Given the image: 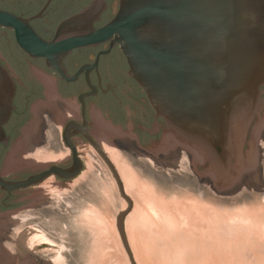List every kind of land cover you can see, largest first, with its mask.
Wrapping results in <instances>:
<instances>
[{
    "label": "water",
    "instance_id": "95a60500",
    "mask_svg": "<svg viewBox=\"0 0 264 264\" xmlns=\"http://www.w3.org/2000/svg\"><path fill=\"white\" fill-rule=\"evenodd\" d=\"M102 7L97 1L63 21L51 41L28 19L4 9L0 26L14 28L26 52L45 57L62 73L60 58L73 48L118 43L130 75L146 90L169 132L201 155L220 183L234 180L239 169H246L249 152L254 159L252 135L264 112V0H120L116 15L96 28ZM15 92L13 74L0 60V142L7 139L4 124ZM110 166L131 202L118 225L133 260L124 231L133 202L111 161ZM51 173L72 174L52 166L19 181L0 177V185L18 189Z\"/></svg>",
    "mask_w": 264,
    "mask_h": 264
},
{
    "label": "flooded vegetation",
    "instance_id": "af4514ba",
    "mask_svg": "<svg viewBox=\"0 0 264 264\" xmlns=\"http://www.w3.org/2000/svg\"><path fill=\"white\" fill-rule=\"evenodd\" d=\"M97 1L0 0V9L28 19L38 35L51 41L63 21ZM101 3L96 28L116 15L120 0ZM0 60L16 84L14 109L4 124L7 139L0 142V177L19 181L52 166L72 173H51L35 184L13 190L0 185V222L24 206L21 211L27 227L37 225L59 232L64 226L74 230L78 205L85 202L82 190L91 196L94 183L104 179L102 174L88 173L93 166L96 170L99 167L100 173L103 167L110 169L122 193L110 166L111 161L117 170L107 150V140L113 146L109 132H126L137 147L155 148L169 133L167 121L157 114L146 90L130 75L123 49L112 40L73 48L60 58L62 73L45 57L26 52L14 28L0 26ZM78 188L82 190L78 192ZM51 190H57L59 197L42 199V205H28L32 195L41 198ZM51 246L44 240L27 242L23 251L18 243L16 249L7 252L0 238V264H11L12 259L16 264L49 263L53 256L45 252L53 250Z\"/></svg>",
    "mask_w": 264,
    "mask_h": 264
},
{
    "label": "rangeland",
    "instance_id": "374dc122",
    "mask_svg": "<svg viewBox=\"0 0 264 264\" xmlns=\"http://www.w3.org/2000/svg\"><path fill=\"white\" fill-rule=\"evenodd\" d=\"M167 135L155 148L143 149L128 133L109 132L126 174L135 177L126 182L119 174L124 192L133 202L124 217V231L135 264H264V112L252 135L254 159L244 162L246 171L239 169L228 184L220 183L205 161L197 162L192 148L170 141ZM92 169L88 173L102 174L104 179L94 183L91 196L85 189H77L83 191L85 202L78 205L74 230L64 226L59 232L37 225L28 228L21 211L24 206H20L0 222L6 251L16 249L18 243L24 251V243L44 240L54 245L53 250L45 252L53 260L45 264H134L118 225L119 215L130 208L131 202L119 190L110 169L103 167L102 173L99 167ZM52 191L41 198L32 195L28 205L58 198L57 190ZM146 198L158 199L159 216H154L136 240L132 230L137 222L130 228L126 219L138 204L143 210L150 207ZM163 213L167 221L162 219ZM142 215L139 211L136 217ZM177 250L180 254L176 255ZM11 264H16L13 259Z\"/></svg>",
    "mask_w": 264,
    "mask_h": 264
},
{
    "label": "bare ground",
    "instance_id": "6f19581e",
    "mask_svg": "<svg viewBox=\"0 0 264 264\" xmlns=\"http://www.w3.org/2000/svg\"><path fill=\"white\" fill-rule=\"evenodd\" d=\"M168 134V139H170V141H172V140H174V141H178V144L179 143H183L184 145H186L187 147H190L185 141H183V140H181L180 138H178L175 134H173L172 132H169V133H167ZM107 142H108V144H109V146H107L108 147V154L110 155V157L113 159V162H114V164H116L115 166H117V170H118V172H119V174H121L122 175V177L125 179V181L127 182L128 181V178H129V180H131V179H135V177H131L130 175H132V173L130 174V175H127L128 173L125 171V166L118 160V157L116 156V153H115V150H114V148L112 147V145H110V143H109V141L107 140ZM105 143V142H104ZM168 143V142H167ZM176 144H177V142H175ZM183 145V146H184ZM190 148H192V147H190ZM193 149V148H192ZM190 151H192V150H190ZM193 151H194V153H195V155H196V157H195V159H196V161L197 162H202V161H205L202 157H201V155H199L194 149H193ZM251 154H250V152H249V154H248V157H247V159L245 160V163L246 162H248V160H250V158H251V156H250ZM245 163H243V165H242V167H244L245 166ZM210 170H211V172H213L212 171V169L211 168H209ZM127 173V174H126ZM214 173V172H213ZM133 182V181H132ZM131 182V183H132ZM136 182V181H135ZM134 182V186L136 185V183ZM136 187V186H135ZM127 188V187H126ZM139 188H141V187H139ZM128 190H129V186H128V188H127ZM136 191L138 190V189H135ZM130 191V190H129ZM132 191V190H131ZM139 191V190H138ZM132 192H134V191H132ZM142 194H144V191H143V193ZM152 198V197H151ZM141 199V198H140ZM158 199L157 200H155V199H153V200H151V199H147L146 198V205L148 206H150V207H146L147 209H144L143 210V207H141L139 204L137 205V208L128 216V218L126 219L127 220V224H128V226L131 228L134 224V222H137L136 223V225L133 227L134 229L132 230V231H135V232H133V233H136V240H137V238H138V236L139 235H141L140 233H142V229H144L145 227H147L148 226V224L153 220V218H154V216L155 215H157V216H159V211H158ZM141 203H142V201H141ZM141 207V208H140ZM163 208V207H162ZM178 209V208H177ZM164 210V209H163ZM142 212V216H140V217H136L137 216V212ZM165 211V210H164ZM163 211V212H164ZM166 211H167V209H166ZM165 211V212H166ZM172 211V210H171ZM171 211H170V213H171ZM160 212H162V211H160ZM182 212V214H183V216H184V213H183V210L181 211ZM180 213V212H179ZM141 214V213H140ZM189 214V213H188ZM187 214V215H188ZM162 215V214H161ZM161 215H160V217H158L159 219L161 218ZM92 216H93V214H92ZM165 216H167V214H165ZM98 217H99V215H98ZM100 217H101V215H100ZM94 219L95 218V216L94 217H91V219ZM165 218V219H164ZM173 218H174V215H173ZM172 218V219H173ZM184 218H187L186 217V215H185V217ZM162 219H164V220H168L166 217H164V213H163V217H162ZM175 219V218H174ZM181 219H182V217H181ZM161 220V219H160ZM176 220V219H175ZM154 221V220H153ZM162 221V220H161ZM171 221H173V220H171ZM171 221H169V223L171 222ZM97 222L99 223V220H97ZM102 222V221H101ZM103 222L105 223V220H103ZM102 222V223H103ZM182 222V221H181ZM186 222V221H185ZM155 223V222H154ZM173 223V222H172ZM132 224V225H131ZM186 224V223H185ZM100 225V224H99ZM102 225V224H101ZM152 225V224H151ZM150 225V226H151ZM183 225H184V223H183ZM172 226V225H171ZM149 227V226H148ZM179 227H183L182 225L181 226H179ZM99 228H100V226H99ZM102 228H104V227H102ZM151 228V227H150ZM185 228H186V225H185ZM104 229H107V228H104ZM103 229V230H104ZM182 229H184V228H182ZM102 231V230H101ZM100 231V232H101ZM182 231H184V230H182ZM103 232V231H102ZM106 232V231H105ZM175 232V231H174ZM152 233V232H151ZM182 234V237H186V235L187 234H185L184 232H181ZM145 234V233H144ZM151 235V234H150ZM190 235V234H189ZM101 234H100V238H101ZM152 237H153V235H152ZM102 239V238H101ZM100 239V240H101ZM104 239V238H103ZM107 240V239H106ZM100 242V241H99ZM102 243H103V241H101ZM107 244V243H106ZM184 245V244H183ZM177 248V247H176ZM180 249H182V248H180L179 247V250ZM185 249V248H184ZM179 250H177L176 251V255L177 254H180V252L178 253V251ZM183 250V249H182ZM181 250V251H182ZM187 250V249H186ZM171 253V252H170ZM173 253V252H172ZM193 254V253H192ZM182 255V254H181ZM179 257H180V255H178ZM183 257V256H182ZM178 259V258H177ZM176 259V260H177ZM182 259V258H181ZM180 260V259H179Z\"/></svg>",
    "mask_w": 264,
    "mask_h": 264
}]
</instances>
